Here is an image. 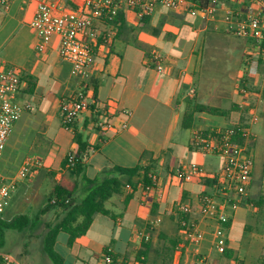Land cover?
Here are the masks:
<instances>
[{
	"label": "crops",
	"instance_id": "crops-1",
	"mask_svg": "<svg viewBox=\"0 0 264 264\" xmlns=\"http://www.w3.org/2000/svg\"><path fill=\"white\" fill-rule=\"evenodd\" d=\"M219 1L220 10L213 19L189 11L161 8L145 18L129 12L122 27H110L107 22L98 24L108 38L102 39L92 57L94 90L89 92L90 111L78 120L73 131L58 128L55 138L49 139L50 144L39 142L35 155L43 160V167L32 178L40 181L50 175L57 180L52 189L63 185L75 191V197L80 199L93 188V183L113 177L114 167L152 166L157 187L147 202L144 186L135 178L134 184L126 183L121 193L106 203L113 217L99 216L113 221L114 226L109 241L105 239L100 249L91 247L90 238L97 215L87 234L72 245L68 234L59 233L56 250L65 264H107L105 250L121 264H143L137 256L146 243L138 236L144 231L150 234V249L141 260H148L146 264L153 260L155 264L154 260H159L158 252L165 247L164 240L181 238L174 214L178 204L195 201L202 194L212 192L215 185L210 176L181 181L177 178L178 172L193 163L211 175L221 173L224 168L222 156L192 149L194 132L232 125L250 129L248 145L254 168L247 197L236 211L230 212L226 253L219 254L212 246L207 249V244L205 249L209 253L202 258V247L197 250L186 245L175 252L174 264H201L202 260L207 264H261L264 254V49L252 40L235 36L224 20L228 9L245 17L249 2ZM7 2L5 8L0 0V34L10 31L12 25L15 27L5 38L0 66H14L24 73L22 97L33 109L15 124L1 163L11 145L15 147L38 124L50 119L46 134L54 122L63 127L59 113L62 97L75 94L88 83L84 77L75 76L71 65L60 58L58 36H53L49 45L40 49L37 34L31 27L37 0ZM156 57L162 61V71L157 70ZM111 105L118 113L109 129L99 132L92 121ZM194 105L223 110L227 116L196 113L193 126L185 129L184 116ZM120 111H129L131 115L125 116ZM254 115L258 117L256 122ZM76 132H83L91 147L83 161L85 171L80 176L63 168L68 154L79 150ZM172 160L174 164L169 165ZM175 165L177 169L171 168ZM54 166L58 169H52ZM0 171L3 170L0 168ZM15 190L5 215L14 206ZM4 220L10 221L5 217ZM155 220L160 223L152 228ZM209 226L211 230L213 225ZM206 243L211 245V237ZM43 264L52 263L46 257Z\"/></svg>",
	"mask_w": 264,
	"mask_h": 264
},
{
	"label": "built area",
	"instance_id": "built-area-1",
	"mask_svg": "<svg viewBox=\"0 0 264 264\" xmlns=\"http://www.w3.org/2000/svg\"><path fill=\"white\" fill-rule=\"evenodd\" d=\"M249 2V8L244 17L241 12L228 9L225 22L230 31L238 37L252 40L258 48L264 49V0H240ZM3 7H8L7 0H1ZM219 0H209L203 9L190 0H83L80 8L69 6L59 0H37L31 27L35 30L40 49H45L53 36L60 38L59 56L71 65L75 76L84 77L85 87L75 94L62 97L59 113L63 127L73 131L78 120L90 111L92 105L89 92L94 84L92 72L93 53L100 46L102 39L108 38L101 33L98 24L117 17L122 11L134 12L140 18L153 16L163 8L175 12H192L203 18L213 19L220 10ZM157 70H163L160 57L155 58ZM89 80V81H87ZM25 83L24 73L10 65L0 66V163L13 132L15 124L26 113L31 111L32 104L23 101L22 90ZM247 93V90L243 89ZM118 113L114 106H109L105 112L99 113L92 123L104 132L110 127V122ZM120 114L130 116L129 111ZM258 117L254 115L253 121ZM126 125H124L125 127ZM251 132L248 127L232 125L228 128L196 130L193 134L191 147L194 151L222 156L225 160L221 173L209 174L199 164H189L178 172L181 181H190L196 177L215 181L213 191L202 194L195 201L178 204L174 214L179 226L181 242L177 252L184 246H192L197 250L211 237V246L219 254L226 253L227 238L231 222V213L236 211L248 195V184L252 178L254 158L249 150ZM66 169H73L78 160V150L71 151ZM43 167V160L36 156H28L13 179L0 173V222L10 207L12 192L17 183L32 178ZM153 184L145 189V201H150L151 194L157 187V179L152 176ZM160 220L152 222V228ZM213 225L211 230L210 226ZM209 229V231H208ZM141 240L148 242L151 237L147 231L140 232ZM107 264L111 259L106 257ZM0 264H16L9 255L0 251ZM201 264H207L202 260ZM261 264H264V254Z\"/></svg>",
	"mask_w": 264,
	"mask_h": 264
},
{
	"label": "trees",
	"instance_id": "trees-1",
	"mask_svg": "<svg viewBox=\"0 0 264 264\" xmlns=\"http://www.w3.org/2000/svg\"><path fill=\"white\" fill-rule=\"evenodd\" d=\"M190 1L201 9L205 8L209 2V0ZM65 2L69 6L77 9L83 4V0H66ZM128 14V11H122L117 17L108 20L107 24L110 27H117L118 25L120 27L125 26ZM202 112L214 116H227L226 111L202 105H194L184 116L183 128L190 129L193 126L195 114ZM75 142L79 146L78 160L75 167L69 169V172L72 175L80 176L85 171L83 161L89 156L91 147L88 143V138L83 132H76ZM67 164L68 159L66 158L63 166L64 169H66ZM113 171L115 173L113 177L93 183V188L87 192L83 199H77L75 197V191L69 190L63 185H57L51 190L47 204L40 209L37 215L21 214L9 222L2 220L0 222V251L4 253L3 247L7 230L16 229L23 232L30 229L34 231L44 224V216L57 209L60 211L57 219L54 222L45 224L46 231L42 238V251L52 264H65L64 258L56 250L59 233L64 232L68 234L70 237L69 244L72 245L77 239L87 234L96 215L100 214L113 217L112 213L106 208V203L115 195L120 194L126 183L134 184V179L137 178L138 182H141L144 187L153 184L152 166H136L134 168L114 167ZM167 241L169 243H166L165 247L158 252L159 260H155V264H173V256L177 248L182 245V242L180 239H169ZM149 249L150 242L144 243L143 250L137 256V259L143 264H146L148 260H141V258L147 255ZM104 254L111 259L110 264H121L109 250H105Z\"/></svg>",
	"mask_w": 264,
	"mask_h": 264
},
{
	"label": "rangeland",
	"instance_id": "rangeland-1",
	"mask_svg": "<svg viewBox=\"0 0 264 264\" xmlns=\"http://www.w3.org/2000/svg\"><path fill=\"white\" fill-rule=\"evenodd\" d=\"M14 27L15 26L12 25L10 31H12ZM10 31L7 30L6 32L0 34V51H3L2 49L5 48V44H6L5 38L9 35ZM49 124H50V119L46 120L42 124H38V126H35L33 128L34 130L27 133L25 136L21 137L20 140L16 143L15 147L11 145L9 149V153L6 156L4 163L0 164V168L3 170L2 172L0 171L2 175L10 179L15 178L24 160L30 155H35V151L36 152L38 151V147L40 146L39 142L42 141L45 142L46 144H50L51 142L49 141V139L55 138V134L58 132V128H62V130L64 128L61 127L60 123L54 122L52 125H50L49 134H46ZM163 161L164 160H162V162ZM172 164H174L173 160L171 161V163H169V165ZM177 165L171 166V168L177 169L178 168ZM52 169H58V166H54V168ZM48 176H49L48 178L45 179L43 178L40 181H35V179L33 178H28L24 181L17 183V185L14 188L16 189L14 206L12 207L11 210L8 211L9 212L8 215H5V218L11 220L12 218L14 217L16 218L21 214H28L31 216L37 215L40 209L47 204L49 193L57 181L52 176L50 175ZM86 194L87 192H85L80 199H83L86 196ZM59 213L60 211L57 209L48 213L46 216L43 217L44 224H42L39 228L35 229L34 231L30 229L23 232H20L16 229L7 230L5 235L3 252L9 255L10 258L16 264H43V258H46L42 251V238L46 231L45 224L54 222L57 219ZM109 224L111 228L109 227ZM249 224L253 225L251 221L249 222ZM113 226H114L113 221H109V219H107L106 217L97 215L96 223L93 226V229L90 233L91 247L95 249H100L102 242L105 239L108 240L112 236ZM179 236L181 235L179 234ZM165 243L168 244L169 241L166 240ZM205 243L202 246V253H203V255H201L202 258L206 257L207 256L206 254L209 253L205 249L206 245L208 244L207 249H210L211 246L210 243H206V244ZM152 261L153 260H151L150 264L153 263ZM172 261L174 264L175 263L174 256ZM187 264H191V263L188 262Z\"/></svg>",
	"mask_w": 264,
	"mask_h": 264
}]
</instances>
